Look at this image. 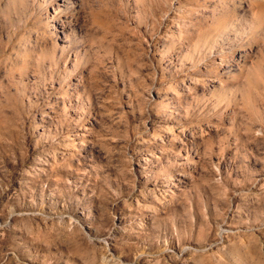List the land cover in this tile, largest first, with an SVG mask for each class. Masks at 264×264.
<instances>
[{
    "label": "rangeland",
    "instance_id": "374dc122",
    "mask_svg": "<svg viewBox=\"0 0 264 264\" xmlns=\"http://www.w3.org/2000/svg\"><path fill=\"white\" fill-rule=\"evenodd\" d=\"M0 264H264V0H0Z\"/></svg>",
    "mask_w": 264,
    "mask_h": 264
}]
</instances>
